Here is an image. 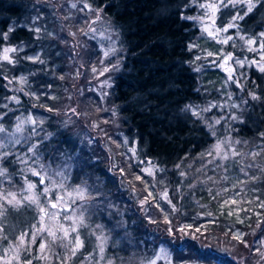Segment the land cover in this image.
I'll use <instances>...</instances> for the list:
<instances>
[{
  "label": "trees",
  "instance_id": "obj_1",
  "mask_svg": "<svg viewBox=\"0 0 264 264\" xmlns=\"http://www.w3.org/2000/svg\"><path fill=\"white\" fill-rule=\"evenodd\" d=\"M85 1L101 19L73 53L75 18L0 0V192L18 197L0 194V264H97L100 239L101 264H264V0ZM72 109L120 132L77 134ZM33 171L39 191L93 192L68 204L84 218L75 256V235L47 231L56 189L25 200Z\"/></svg>",
  "mask_w": 264,
  "mask_h": 264
},
{
  "label": "rangeland",
  "instance_id": "obj_2",
  "mask_svg": "<svg viewBox=\"0 0 264 264\" xmlns=\"http://www.w3.org/2000/svg\"><path fill=\"white\" fill-rule=\"evenodd\" d=\"M49 7H51L53 9V12H55L61 19H65L64 16H70L71 18H75L78 23V25L74 26V27H78L76 29V32H68L65 30H63V36L65 37V42H67L71 48V51L73 53H77L81 50V45H85L88 41V37L89 35H85V33H92V31H90V26L93 29H97V25H98V20H96L97 17V13L94 12V9H92L89 4L85 1V0H50L49 2ZM86 5L88 7H86ZM93 21H95V23H93ZM88 36V37H87ZM96 37L99 38V35L96 34ZM92 42V40H89V42ZM109 49V48H107ZM70 82L73 84H77V80H70ZM106 86H108L107 84H105ZM71 86V87H73ZM90 85L88 86V89H90ZM65 119H64V123L68 129V127H72V126H76L75 132L77 134L81 133L84 134L85 131H88L89 133H92L93 135L97 136V135H102L104 131H106L104 129V131L102 130V126L104 125H109L110 129L109 131L112 133H118L120 132L119 127H116L114 125V122L111 121V119H109V124L107 123V120L105 118H94L93 115L91 116H87L85 114H82L81 112H79L77 109H75V114L72 112V110L68 113L65 114ZM39 119V117H37ZM78 128V130H77ZM77 130V131H76ZM20 133L19 130H17L16 132L11 134V139L14 141H17L20 139ZM2 140H0L1 142ZM42 177H40V175L37 177V182H29L33 185H35V187L29 191L28 190V184L26 186V195L25 198L28 196H32L33 194H35V196L39 199V194L38 192H41L40 195H43V191H39L38 188V182L41 180ZM44 179V178H43ZM48 186H45L47 188L51 187V189H56L57 192V198L63 195V198L61 199V201L59 203H57V200L55 203H57V207H59L57 214L59 215V218L63 217L62 220V224L60 223H56V221L52 224H50L47 227V231H51L53 233L54 229L57 228V225L60 227L59 232L63 235V231L62 229H67L68 230V235L66 236V238L71 239L73 238V236H77V234L80 236V227H81V221L80 218H83V212L82 210L78 209V207H74L71 208L69 210L68 208V204H76L77 202H83L86 200V198H89L90 194H92L93 192L89 191V188L84 187H69L67 181L65 180H60V181H49ZM62 185V187H61ZM50 189V188H49ZM51 190H49V192L47 194L50 193ZM2 192H0L1 194ZM2 195H4V199L7 203H13L16 202L18 200V197L16 195L13 194H9V196L7 197L4 193H2ZM61 198V197H60ZM2 201V202H3ZM36 205V204H35ZM37 206V205H36ZM82 212V213H81ZM151 216L155 217V214L151 213ZM84 220V218H83ZM82 220V222H83ZM75 227L77 229L76 232L72 231V228ZM82 241V239H81ZM104 241L102 239H100V241L98 240L97 243V249L99 250V255H98V262L97 264H101V260L103 259V252H100V247L103 246V249H105V244L103 243ZM45 244V243H44ZM107 261V260H106ZM104 264H110L108 262H104Z\"/></svg>",
  "mask_w": 264,
  "mask_h": 264
},
{
  "label": "snow or ice",
  "instance_id": "obj_3",
  "mask_svg": "<svg viewBox=\"0 0 264 264\" xmlns=\"http://www.w3.org/2000/svg\"><path fill=\"white\" fill-rule=\"evenodd\" d=\"M86 7H88V6L86 5ZM252 8H253V5H252L251 3H249V4H248V7H247V11H248V12H251V11H252ZM96 11H97V17H96V20H100L101 17H100V15H99V12H101L102 9H97ZM239 18L242 19V17H239ZM93 23H95V21H93ZM232 26H234V25H230V27H232ZM224 30L227 31V28H225ZM36 31H39V29H36ZM90 31L95 32L96 29H93V28H91V26H90ZM85 35H88V33H85ZM260 36H261V37H264V32L260 33ZM110 38H111V37H109V39H110ZM228 39H231V37H229ZM225 42H227V41H225ZM249 43H254V41H252V40L250 39V40H249ZM260 48L264 49V43H261V44H260ZM113 50H114V49H113ZM4 51H5V53H7V52H9V51H15V49H5ZM104 55L107 56L108 53L105 52ZM208 55L211 56L212 53H208ZM228 58H231V54H229V57H228ZM4 59H5V60H8L9 57H8L7 55H5V56H4ZM236 63L240 64L241 67H243V61L237 60ZM252 63H255V61H252ZM92 70H93V71H96L95 68H93ZM197 70H199V69H197ZM260 70H261V71H264V67H261ZM104 71H108V69L105 68ZM255 98H256V97L253 96V99H255ZM237 107H238V106H237ZM72 112L75 114V109H72ZM193 114H196L195 111H194ZM233 118L235 119V117H233ZM217 123H219V121H217ZM125 143H127V141H125ZM217 149H219V145H217ZM130 151L133 153V155L135 154V148H131ZM141 163H143V161H141ZM121 172H123V169H121ZM33 174H34V175H37V176L40 175V173L35 172V171H33ZM149 174H151V173H149ZM136 179L139 180V179H141V177H140V176H136ZM251 179H255V177H251ZM40 183H41V184L44 183L43 178H41ZM34 187H35V185H33V184H31V183L28 184V190H29V191H31ZM61 187H62V185H61ZM48 192H49V188L45 187V188L43 189V193H44V194H47ZM165 196H166V194H165ZM61 199H62V198L58 197V198H57V203H59V202L61 201ZM25 200L30 201L32 204H36V205L39 207L38 198L35 196V194H33L32 196H28V197H26ZM145 202H146V201L142 200V201H141V204H144ZM57 203H52V204H51V207H52L53 209H55V208L57 207ZM168 203L171 204V201L169 200ZM225 203H227V202H225ZM233 203H235V201H233ZM262 206H264V205H262ZM157 208H159V205H157ZM40 210H41V212H44V208L41 207ZM160 211H161V212H164V209H160ZM176 211H177L176 206H175V205H172V212H176ZM0 214H2V213H0ZM45 214L47 215L48 213H45ZM231 214H232V213L229 212V215H231ZM50 215L54 217V216L57 215V213H51ZM209 215H211V214L209 213ZM43 219H44V217L41 216V221H43ZM82 220H83V218L81 217V218H80L81 223H82ZM152 222L155 223V221H152ZM164 222H165V223H168V224L171 223V221L168 219V215H167V213L164 214ZM241 222H242V221H241ZM185 227H189V226H185ZM179 230H180V231H184L183 228H181V229H179ZM38 231H41V230H38ZM62 231H63V237H66V236L68 235V230H67V229H62ZM72 231H73V232H76L77 229H76L75 227H73V228H72ZM168 231L171 232V229H168ZM197 231H199V230L197 229ZM26 235H27V233L21 235V237H20L21 242L24 241V238H25ZM49 235H52V236H53V239L56 238V237H55V234L52 233L51 231H49ZM63 237H61V239H63ZM5 238H6V237H5ZM34 239H35V234H33V237H32V240H33V241H34ZM233 239L240 240V239H241V236H240L239 234L234 233V234H233ZM241 242H242V241H241ZM81 245H82V241L80 240L79 235L77 234V236L75 237V244H74L73 249H72V255H73V256L76 255V249H78L79 247H81ZM39 248H40L41 251H43L44 248H45L44 243H41V244L39 245ZM103 251H104L103 246H101V247H100V252L102 253ZM161 251H163V249H161ZM17 259H18V257H17ZM5 264H8V262L6 261ZM26 264H31V259H27V260H26ZM151 264H155V262L152 261Z\"/></svg>",
  "mask_w": 264,
  "mask_h": 264
}]
</instances>
